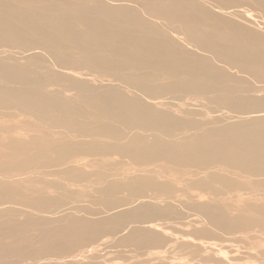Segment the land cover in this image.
<instances>
[{
  "label": "bare ground",
  "instance_id": "bare-ground-1",
  "mask_svg": "<svg viewBox=\"0 0 264 264\" xmlns=\"http://www.w3.org/2000/svg\"><path fill=\"white\" fill-rule=\"evenodd\" d=\"M0 264H264V0H0Z\"/></svg>",
  "mask_w": 264,
  "mask_h": 264
},
{
  "label": "rangeland",
  "instance_id": "rangeland-1",
  "mask_svg": "<svg viewBox=\"0 0 264 264\" xmlns=\"http://www.w3.org/2000/svg\"><path fill=\"white\" fill-rule=\"evenodd\" d=\"M92 193V192H91ZM93 194V193H92ZM109 247V248H108ZM107 248V249H106ZM110 249V250H109ZM244 251V250H243ZM102 252V253H100ZM100 254L103 257H108V258H112V259H116L118 263H123L124 260L130 259L132 256V254L130 253L128 248H119V247H113V246H107L105 248H102V251L100 250ZM106 252V253H105ZM249 252V251H248ZM177 254V255H176ZM173 257H177L179 254L178 253H174L172 254ZM167 257H172L171 255H167ZM135 261V259H133ZM89 259L85 260L86 262H89ZM159 260H155L154 262H158ZM129 261H127L128 263ZM132 262V259L131 261ZM129 262V263H130Z\"/></svg>",
  "mask_w": 264,
  "mask_h": 264
}]
</instances>
